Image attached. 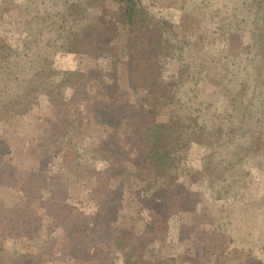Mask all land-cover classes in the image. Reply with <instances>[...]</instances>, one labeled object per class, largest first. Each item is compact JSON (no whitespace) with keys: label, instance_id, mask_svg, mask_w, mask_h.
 <instances>
[{"label":"rangeland","instance_id":"rangeland-1","mask_svg":"<svg viewBox=\"0 0 264 264\" xmlns=\"http://www.w3.org/2000/svg\"><path fill=\"white\" fill-rule=\"evenodd\" d=\"M76 1L0 0V261L30 254L35 264H264V0H140L149 21L161 23L151 56L153 105L177 153L178 170L158 180L171 185L159 206L148 176L108 181L104 174L113 143L124 144L125 135L115 132L110 144L114 129L90 113L88 97L98 98L100 82L115 70L133 104L146 106L151 87L128 84V37L104 38L114 53H72L79 39L94 44V28L88 40L83 30L99 14L91 0L65 14ZM132 56L133 72L143 77L138 52ZM33 68L42 75L25 82ZM67 72L78 73L70 77L82 87L77 93L52 85ZM59 94L76 104L63 112L53 103ZM44 103L48 111L37 113ZM119 186L117 220L107 228L114 236L95 246L101 255L93 250L92 261L80 253L73 261L65 254L67 225L83 230L108 204L105 190ZM154 221L152 233L165 228L157 233L164 238H140ZM215 228L226 230L222 239L208 240ZM228 248L251 255L221 256Z\"/></svg>","mask_w":264,"mask_h":264},{"label":"trees","instance_id":"trees-1","mask_svg":"<svg viewBox=\"0 0 264 264\" xmlns=\"http://www.w3.org/2000/svg\"><path fill=\"white\" fill-rule=\"evenodd\" d=\"M80 0L73 2L74 4L68 7L65 14H70L71 8L77 10L81 5ZM93 2L89 3L91 8L97 7L99 10V14L97 17L93 18L91 22H94L90 26L84 27L83 32L84 39L88 40L89 34L92 33L94 28L95 36H91L94 39V44L87 47L82 45V40L79 39L78 43L75 44V49H71L72 53L79 51L83 55H87L89 53L95 54H103L105 51L114 53V46H109L104 42L105 37H114L115 39H119L122 35L124 37H128V40L125 42L127 49V53L129 55V60L124 63L125 70L131 72L128 74V84L131 89H136L140 83L144 82L149 87L158 86V82L153 78L155 75L153 59L151 58L154 50L155 43L158 37L157 31L159 22L153 23L149 21L147 17V13L145 12L143 6L141 5L140 0H91ZM78 2V3H77ZM114 5L115 8L113 7ZM72 9V11H73ZM78 15H84V17L89 16L82 14L80 12ZM83 21V20H82ZM164 23V22H163ZM80 30V27H79ZM77 38H79V35ZM132 39H130V38ZM124 44V45H125ZM134 47V48H133ZM31 49V47L29 48ZM30 53V50L27 51ZM134 52H138L139 58L145 66L146 72L143 77L137 78L135 73L133 72L132 64L134 63V58L132 54ZM31 54V53H30ZM115 60H118V57L113 55ZM38 59V57H37ZM39 61L41 59L39 58ZM33 64V63H32ZM38 66V65H37ZM117 66V65H115ZM30 66L29 68H32ZM44 70V69H43ZM27 74L25 76V82L29 81L31 78L42 75V71H38L37 68H33L31 70H27ZM126 72V71H125ZM66 76V78H65ZM78 76V73L67 72L64 73V77L62 80L57 83H53L52 85L56 88H72L73 91L77 93L78 89H82V87H78L77 82H73L70 77ZM97 77V76H96ZM29 79V80H28ZM109 81L100 82V87H97L100 95L98 98L88 97L89 99L93 98V108L90 113L94 115L95 118L103 123L104 125H108L114 131L109 135V138H112L110 144L113 143L116 138L115 132H120L124 136V144L113 143V156L112 159L109 160V167L104 173L108 177V181L112 179V176L119 174H125L126 177L133 176L137 179H140L142 176H148L147 182V190H150L151 195L150 200L154 204V206L160 205V197L162 194H167L169 189V184H165V186H159L158 180L163 179L165 175H167V171L172 169V171H177L176 168V151L174 140L165 138L167 134L163 132V129L166 124L161 123L158 124L157 119V108L153 105L155 101L156 95L153 94V87L147 90L149 93V98L147 99L146 106L143 102L138 101V103L133 104L131 101V96L126 93V91L120 90V79L117 76V71H114L112 76L108 77ZM101 80V79H98ZM97 81V80H96ZM150 83V84H149ZM56 84V85H55ZM25 86V85H23ZM34 84L32 83L29 88H33ZM45 85H37L33 90L38 91L40 89H47ZM22 89H24L22 87ZM24 90H22L23 92ZM82 90H79V92ZM117 93H120L118 95ZM126 96V97H125ZM58 101H53L55 105L59 108L61 106V110L63 112H67V109L64 105L68 106L71 103L76 104L75 96H72L70 99L64 98L62 94H59ZM147 96H145V99ZM74 104V105H75ZM48 103H44L41 105V108L38 109L37 113H45L48 111ZM39 117H37L38 119ZM59 125V123H58ZM50 126V125H49ZM41 126L37 124V127L33 133H37ZM129 130L128 133H124V129ZM165 134V135H164ZM108 144V145H110ZM127 144V145H126ZM112 160V161H111ZM137 171V172H135ZM171 171V170H170ZM153 177V181L152 178ZM174 176V175H173ZM176 177V176H174ZM99 190L100 188L97 187ZM120 186L114 190H111L109 187L105 190L104 196H107L106 204L103 205L97 213L91 216L88 224L84 227L83 230L77 231L73 228L68 227L66 230V238L68 240V246L65 250V254L69 256L70 259H75L79 257V253L85 255L83 259L93 260L91 252L96 253L97 256L101 255V252L95 249V246L104 240L110 239L114 236L116 232L115 229L109 230L110 224L116 222L117 220V207L118 202L120 200L121 190ZM107 191V192H106ZM143 200V199H142ZM111 201V202H110ZM55 204L53 203L51 207ZM166 207L165 204H162V208ZM17 210H21L17 208ZM153 217V213L151 214ZM154 224H147V228L144 232L140 233V238L146 236L157 237L156 239L162 240L164 235L158 236L160 232H165L166 229L162 228L160 232L154 230L153 226L158 225V221H154ZM156 227V226H155ZM184 231V230H183ZM226 231L221 228H215L212 230L211 236L208 240H214V236H220V240L222 239L221 232ZM132 232L124 230L123 238L131 237ZM187 237L189 239V234L187 232ZM219 238V237H218ZM217 238V239H218ZM152 239V238H151ZM216 239V240H217ZM220 243L219 239L217 240ZM263 242H261L262 244ZM264 244V243H263ZM214 247H209L208 250H214ZM111 249V248H110ZM113 249V248H112ZM217 250V248H215ZM235 249H226L222 250L221 256L230 257L237 256L239 259L244 257H250L251 252L245 253L244 250ZM114 253L111 250V253H108L104 261L109 257L113 256ZM208 256V255H206ZM244 256V257H243ZM218 256L211 258L208 256L207 258L210 260L216 259ZM238 259V260H239ZM74 261V260H73ZM209 263V260H208ZM0 264H4L3 261H0ZM12 264H35L33 258L30 254H25L20 256L16 261L12 262ZM103 264V263H102ZM194 264H199L195 263ZM203 264H207L204 262Z\"/></svg>","mask_w":264,"mask_h":264}]
</instances>
